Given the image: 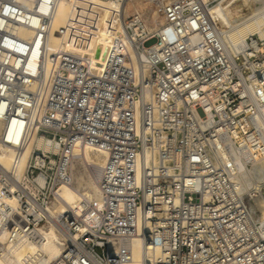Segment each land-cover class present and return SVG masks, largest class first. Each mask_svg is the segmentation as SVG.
Segmentation results:
<instances>
[{"label": "built area", "instance_id": "2783aa9c", "mask_svg": "<svg viewBox=\"0 0 264 264\" xmlns=\"http://www.w3.org/2000/svg\"><path fill=\"white\" fill-rule=\"evenodd\" d=\"M63 1L76 0H0V154L13 152L0 163V259L40 245L39 228L55 223L62 252L51 264L128 263L136 238L150 264H264L250 206L264 184L241 194L224 157L262 143L264 41L229 50L214 0H117L120 35L97 71L61 45ZM87 146L107 154L100 203L48 213Z\"/></svg>", "mask_w": 264, "mask_h": 264}, {"label": "bare ground", "instance_id": "6f19581e", "mask_svg": "<svg viewBox=\"0 0 264 264\" xmlns=\"http://www.w3.org/2000/svg\"><path fill=\"white\" fill-rule=\"evenodd\" d=\"M214 1L216 4L212 8V13L217 17L220 34L229 50L234 53L242 52L245 47L244 41L250 36L256 35L257 39L264 41V0ZM138 4L141 6L140 2ZM241 6L251 11L243 13ZM122 12L123 3L117 0H76L72 8L69 2L63 1L56 18V25L65 26L61 45L66 50L80 53L86 61L96 63V69L100 71L111 39L120 35L119 27L114 24V20ZM146 20L149 29H155L159 24L156 18ZM53 41L57 43L58 39L53 38ZM123 43L124 51L130 53L126 40H123ZM260 48L264 51V45ZM259 125L261 144L250 145L252 151L248 153L236 150L232 146L224 153V157L232 162L234 179L241 194L249 195L254 190L259 191L264 184V122L261 121ZM35 142L37 146L51 148L50 143L39 138H36ZM257 146L259 152L256 150ZM75 154L73 170L76 173L73 174V184L59 185L55 200L48 208V213L54 216L59 212L66 213L71 208L83 209L86 203L93 205L100 203L95 180L107 154L100 148L88 146L77 148ZM12 157L11 150L3 151L0 154V163L8 168ZM250 206L256 219L264 224V197L260 195L250 197ZM15 218L20 224L26 223L25 217L21 214L15 215ZM38 233L42 237L40 245L30 243L15 248L0 259V264H51L57 260L62 252V239L56 224L40 227ZM5 238L6 233H3L1 241ZM132 252V260L123 264H150L152 256H145L140 238L133 240Z\"/></svg>", "mask_w": 264, "mask_h": 264}, {"label": "rangeland", "instance_id": "374dc122", "mask_svg": "<svg viewBox=\"0 0 264 264\" xmlns=\"http://www.w3.org/2000/svg\"><path fill=\"white\" fill-rule=\"evenodd\" d=\"M241 9H242L243 13H244V12H245V13H248V12L251 11L249 8H246V7H244V6H243V7L241 6ZM246 9H247V10H246ZM247 11H248V12H247ZM216 18H217V17H216ZM221 24H222V23H221ZM74 173H76V172L74 171ZM92 176H93V175H92ZM90 178L93 179V177H91V176H90ZM73 180H74V179H73Z\"/></svg>", "mask_w": 264, "mask_h": 264}]
</instances>
